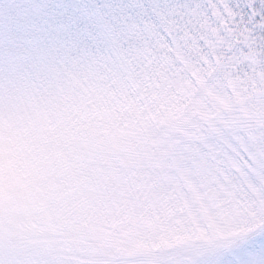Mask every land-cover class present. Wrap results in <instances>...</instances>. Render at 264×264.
I'll return each instance as SVG.
<instances>
[{
  "label": "snow or ice",
  "instance_id": "snow-or-ice-1",
  "mask_svg": "<svg viewBox=\"0 0 264 264\" xmlns=\"http://www.w3.org/2000/svg\"><path fill=\"white\" fill-rule=\"evenodd\" d=\"M0 264H264V0H0Z\"/></svg>",
  "mask_w": 264,
  "mask_h": 264
}]
</instances>
